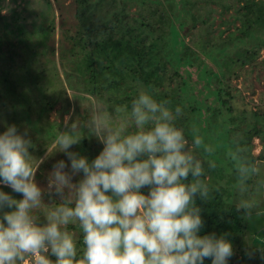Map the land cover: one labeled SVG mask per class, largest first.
<instances>
[{
	"label": "clouds",
	"instance_id": "clouds-1",
	"mask_svg": "<svg viewBox=\"0 0 264 264\" xmlns=\"http://www.w3.org/2000/svg\"><path fill=\"white\" fill-rule=\"evenodd\" d=\"M169 103L142 90L130 110L100 109L84 125L66 115L67 130L58 133L54 146L66 153L70 171L58 161L47 189L35 181L43 158L30 153L27 130L20 134L16 125L8 126L0 134V182L23 199L0 191V264H204L206 258L228 264L234 248L227 234L199 235L204 220L196 198L210 199L205 165L216 169L210 158L215 149L195 129L190 143L176 123L182 109ZM83 128L104 145L91 162L69 151L84 138ZM237 172L236 207L251 220L256 202L245 198L247 181L259 170L238 164ZM80 173L83 178L73 183ZM190 174L193 180L185 183ZM144 187L150 188L147 195ZM45 192L63 202L43 211L47 223L41 224ZM69 225L82 233V242Z\"/></svg>",
	"mask_w": 264,
	"mask_h": 264
},
{
	"label": "trees",
	"instance_id": "trees-1",
	"mask_svg": "<svg viewBox=\"0 0 264 264\" xmlns=\"http://www.w3.org/2000/svg\"><path fill=\"white\" fill-rule=\"evenodd\" d=\"M74 3L76 23L73 30L64 31L70 56L83 57L81 60L85 64L77 67L82 68L80 71L86 90L90 94L92 86V91L104 104L113 103L109 106L111 111L124 105L130 110L132 100L143 90L150 92L158 101H169V107L173 110L180 107L182 112L188 109L194 114L198 106L190 103L186 108L184 101H188L190 93L191 72L188 68L195 62L204 64L198 50L205 52L214 47L222 50L238 39L254 38V48H246L237 53L235 51V57L226 56V66L231 62L246 66L255 63L260 49L264 47V0H74ZM231 9L227 19L217 21L214 18L215 13L222 15ZM237 21L239 25L236 24ZM224 22L227 24L226 30L220 27ZM185 27L190 30H184L182 36L180 31ZM184 35L188 37L187 42L183 39ZM0 48L5 51L3 45ZM3 69V65H0V117L14 106L20 107L21 113H14L23 119L22 112L26 108L25 114L31 112L39 121L37 127H45V118L40 120L38 109L45 104L49 106L48 112L40 109L48 120L51 104L55 99L50 97L47 102L37 96L27 99L15 91L16 83H13L10 74L4 75ZM208 71L215 81L211 91L218 104L213 116L219 120L220 114L224 127L217 137L236 152L244 165H254L256 160L264 161V126L259 123L260 119H264V113L253 112L255 119L245 132L238 125L233 128L230 124L234 120L230 104L233 97L231 79L225 72L218 73L213 67ZM206 107L209 108L208 105ZM196 117L190 119L182 113L176 121L177 126L183 127L189 138H193L190 125ZM239 130H242V135L234 140L230 135ZM31 131L32 138H37V134L32 129ZM24 132L25 129L18 130L20 134ZM254 137H258L261 144L257 155L252 153ZM222 169L217 165L212 170L205 165V179L212 191L207 201L196 198L204 220L199 235L215 234L220 237L227 234L226 238L234 248V255L228 264H259L260 261L264 264L262 248L258 250L247 239L244 210H237V202L229 197L227 186L218 180L222 177ZM192 180L190 174L185 183ZM0 191L8 193L14 199H23L22 194L14 192L1 182ZM78 239L82 242V233ZM246 253L253 255L249 258ZM50 258L55 260V257ZM204 264H212L211 258H206Z\"/></svg>",
	"mask_w": 264,
	"mask_h": 264
},
{
	"label": "rangeland",
	"instance_id": "rangeland-1",
	"mask_svg": "<svg viewBox=\"0 0 264 264\" xmlns=\"http://www.w3.org/2000/svg\"><path fill=\"white\" fill-rule=\"evenodd\" d=\"M230 12L232 9L222 15L215 13L214 18L217 21L227 19ZM76 20L74 0H0V46L5 47V51L0 48V65L6 69L5 71L3 69L4 75L10 74L13 83L17 85L15 91L20 92L29 100L36 96L43 102L49 101L50 97L55 99L51 104L48 120L45 117L46 114L42 113L40 109L43 108L45 112H48L49 106L45 104L38 109L37 115H41L40 120L45 118V121L43 120L45 127L42 129L37 127L39 121L31 115V112L25 114L26 108L22 112L23 119L18 118V115L16 116L14 113V111L21 113L20 107L14 106L11 107V110L3 112L0 117V134L11 125H16L18 130H27L28 138L31 139L33 145L29 149L30 153L37 160L43 158V163L39 165L35 176L36 183L43 189H47L53 166L58 161L64 160L69 165L65 171H70V161L66 153L56 151L54 146L58 133L67 130L64 127L65 116L71 113L70 123L78 121L84 125L94 112L100 109L113 111L109 107L113 103L104 104L96 97L92 86L90 94L86 90L80 71L82 68L77 67L85 64L81 60L83 57L75 55L72 58L70 56L69 43L65 39L64 31L73 30ZM236 24L239 25V22L237 21ZM220 27L226 30V22L222 23ZM184 30L189 31L190 29L186 27L181 29L182 36ZM256 35L258 37V34ZM172 39L171 36L170 41ZM183 39L185 42L188 41V37L185 35ZM255 45V39L249 37L243 40L238 39L231 46L222 50L215 47L205 52L198 50L204 64L195 62L188 68L191 72L190 93L188 94L190 100L184 101L186 108L191 103L193 106H198V109L194 114L190 113L188 109H184L182 112L190 119L197 116L190 125V133L193 135L195 129L196 134L203 138L205 144L214 147L215 154L210 158L223 168L222 177L218 180L227 186L229 197L235 202L241 199L238 191L237 165H244V161L238 158L236 152L232 151L227 143L217 137L224 127L221 123V115H218L219 120L213 116L216 114L218 104L211 91L214 89L215 81L208 69L213 67L218 73L225 72L226 76L231 79L233 97L230 99V104L233 108L231 115L234 120L233 123H229L233 128L238 125L243 132L247 131L255 119L253 112L264 113V47L260 49L254 64L242 66L239 63L231 62L226 66L225 61L227 55L235 57L237 51L251 49ZM0 73H2L1 70ZM206 105H208V109ZM259 123L264 126V119H260ZM31 129L37 134V138H32ZM134 130V128L130 129V131ZM242 130L232 133L230 136L234 140H238L242 135ZM82 132L84 138L79 144L73 145L69 151L77 152L79 155L87 157L91 162L99 155L104 145L95 136H90L86 128H83ZM186 137L191 143L192 138L187 135ZM48 149L51 154H48ZM260 149V139L254 137L252 153L257 155ZM230 152L235 154V160L229 157L228 153ZM248 167H255L259 170V174L253 175L247 181L249 192L245 198L256 202L252 219L245 218L248 230L247 239L258 250L262 248L264 251V161L256 160L254 165L248 164ZM82 178L83 173L77 174L73 177L72 182L78 183ZM1 184L4 185L2 182ZM141 191L147 195L150 188L144 187ZM43 202L46 206L39 213V222L46 224L47 221L42 212L62 203L63 200L59 196L49 195L45 192ZM69 231L75 233L77 238L81 234L75 225H69ZM257 241L263 242L259 245L260 242ZM261 263L260 261L259 264Z\"/></svg>",
	"mask_w": 264,
	"mask_h": 264
}]
</instances>
